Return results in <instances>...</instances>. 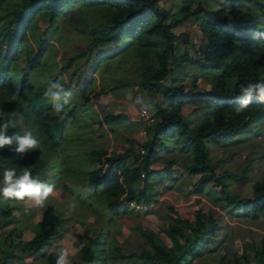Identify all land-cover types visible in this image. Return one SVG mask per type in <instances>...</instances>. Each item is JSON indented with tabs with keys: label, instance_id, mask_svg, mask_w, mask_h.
<instances>
[{
	"label": "trees",
	"instance_id": "obj_1",
	"mask_svg": "<svg viewBox=\"0 0 264 264\" xmlns=\"http://www.w3.org/2000/svg\"><path fill=\"white\" fill-rule=\"evenodd\" d=\"M74 1L104 3L110 7L108 14L104 15L106 19L99 20L92 28L91 31L95 32L91 45L103 47L116 44L118 47L99 51L95 63L130 50L142 59L138 85L142 90L151 95L158 94L161 98L160 101L149 103L153 122L143 145V155L135 153L133 149L114 153L96 148L89 152L93 168L86 173V185L93 191H101L97 197L102 199L105 211L127 213L135 205L145 207L155 200L153 179L171 177L174 174L171 165L177 162L173 154V159L167 165L152 167L160 156L161 151L157 148L165 147L162 152L173 153L178 150L186 155L190 160L186 170L190 174H201L199 184L209 178L213 181L219 189L211 193L221 207L230 206L234 215L251 219H259L264 215V174L251 184V195L241 198L231 192L227 185L231 181L248 182L249 179L228 170L216 173L207 145L209 142H232L239 134L255 132L252 125L264 121V103L255 98L243 113L237 115L234 111L240 86L264 81V65L256 46L257 38L250 34L255 24H244L242 18H228L224 7L210 10L198 4L192 9L195 0H183L175 11L158 6L160 0H20L8 4L6 20L0 28V47L4 39L7 42L5 52H0V124L8 121L14 125L9 128L7 136L14 133L23 135L22 125H26L27 130L40 142L41 148L25 153L10 152L7 147L0 148V177H3L4 168H14L19 174L28 167L34 178L45 182L48 161L59 164L55 162L59 158L56 144L68 138L70 124L79 126L81 117L89 111V101L102 93H87L80 106L72 101L66 114L61 116L49 112L52 105H46L43 87L33 90L29 80V74L39 65L42 57L45 46L42 39L34 56L22 70L18 83L9 73L13 55L25 40L27 31L37 28L41 18L44 24L39 28L43 35L46 34L57 17ZM252 1L259 10H264L263 2ZM238 2L241 0L233 3ZM3 3L6 0H0V6ZM191 17L201 31L199 41L194 43L186 33L174 32L176 26ZM181 41L191 45L194 56L188 51L185 54L178 53ZM72 60L70 57L61 69L68 68ZM189 66L194 68L195 74L187 70ZM186 76L191 77L188 86L184 83ZM197 77H203L210 87L207 89L197 85ZM123 84L121 79L114 78L110 87L120 88ZM165 99L171 101L168 107L162 106L166 103ZM184 104L200 106L201 115L197 120L191 121L181 114ZM120 116L105 115L99 121L110 122ZM130 157L137 160L136 165L128 163ZM13 209L9 200L0 196V228L13 224L9 233H0V264H16L14 260L19 264H28L29 260L31 264L39 261L55 264L53 238L60 232L64 220L53 213V205L43 208L41 219L32 223L33 236L29 240L22 239V229L17 228L20 221ZM169 209L172 223L167 234L173 242L171 248L160 243L153 233L142 230L140 235L145 239V247L137 251H125L112 243L113 246L106 250L98 231L86 236V241L71 264H106L107 259L111 258L110 254L112 259L123 258L138 264H184L195 245L207 244L214 238L219 226L217 216L214 210L204 211L199 207L190 216L178 212L172 206ZM183 227L189 229L192 236L186 235ZM234 264H240V260L236 259ZM254 264H264V234L255 252Z\"/></svg>",
	"mask_w": 264,
	"mask_h": 264
},
{
	"label": "rangeland",
	"instance_id": "obj_2",
	"mask_svg": "<svg viewBox=\"0 0 264 264\" xmlns=\"http://www.w3.org/2000/svg\"><path fill=\"white\" fill-rule=\"evenodd\" d=\"M19 1L6 0V3L0 6V28L6 20L8 4ZM182 1L160 0L158 6L175 11ZM234 1L195 0L192 9L198 4L210 10L224 7L227 9L228 18L232 20L242 18L244 24L249 22L255 24L250 34L264 32V10H259L252 0L233 3ZM259 1L264 3V0ZM109 11L110 7L104 3L88 4L74 1L57 17L53 27L44 35L39 28L43 26L44 19L40 18L38 27L27 31L25 40L19 44L13 55L9 73L18 83L22 70L34 56L40 39L45 41L40 63L29 74V80L33 90L43 87L45 93L50 82L60 79L65 89L73 92L66 109L72 101L78 106L83 104L84 96L91 91L103 93L89 101V111L81 117L79 126L70 124L68 138L56 144L59 158L55 162L59 164H53L52 160H49L44 174L45 182L55 185V188L44 206L37 207L34 201L28 198L24 201L8 199L14 206L13 213L20 221L17 228L22 229V239L26 240L33 234L32 223L41 219L43 208L53 205V213L64 221L60 232L53 238L52 248H67L72 253L69 256L70 264L86 241V236L98 231L106 250L113 246L112 243L124 248L125 251H137L145 247V239L140 235L142 230L153 233L160 243L171 248L173 242L167 234L172 223L169 218L171 214L169 207L172 206L188 216L199 207L204 211L214 210L219 226L209 243L195 245L194 251L192 250L184 264H234L236 259L240 260V264H254L255 252L264 234V215L259 219H251L243 215H234L230 206L221 207L211 193L219 188L210 178L199 184L198 174L189 176L184 169L189 162L188 158L178 153L174 154L177 161L173 165L174 174L162 180L153 179L155 200L148 206L135 205L127 213L107 212L103 208L102 199L97 197L101 191H93L86 185V173L93 168V162L88 157L90 150L104 147L117 153L133 149L138 154L141 135L147 138L152 125V122L145 121L139 115L140 108L146 109L149 115L152 113L149 103L153 99L150 93L138 85L141 57L130 50H125L106 61L100 63L94 61L99 51H109L108 49L118 47L116 44L110 46L107 44L103 47L91 45L95 32L91 31L92 28L99 20L104 21L106 19L104 15ZM174 32L186 33L193 43L198 42L201 37V31L193 17L176 26ZM2 43L1 53L5 52L7 42L4 39ZM256 46L264 65V38H257ZM187 51L193 55L191 45L181 41L178 53L185 54ZM70 57L73 60L68 68L61 69ZM152 57L154 58L153 55ZM187 70L196 73L190 66ZM114 78L121 79L124 84L120 88H111ZM190 82L191 77L188 76L184 83L188 86ZM197 85L207 89L210 87V83L203 78L197 80ZM44 101L46 105H52L49 98L45 97ZM200 109L197 105H187L183 108V114L187 119L193 120L196 117L197 120L201 115ZM48 111L53 113L52 109ZM106 114L121 116L118 121L100 122L99 119ZM25 129L26 125L23 124V133ZM252 129L255 132L239 134L232 142L207 143L216 173L228 170L249 179L248 182L231 181L227 185L231 192L241 198L251 195V184L260 180L264 174V121L253 124ZM81 131L83 132L80 133ZM171 159H173L171 155L166 157L162 155L160 160L154 162V166H165ZM128 163L134 165L137 160L130 157ZM2 180L3 177H0V181ZM12 227L13 224L3 225L0 233L6 235ZM183 231L186 235L192 236L186 227H183ZM109 256L111 258L107 259L106 264H138L123 258L112 259L111 254ZM14 262L18 263L17 260ZM28 264H31L30 260Z\"/></svg>",
	"mask_w": 264,
	"mask_h": 264
},
{
	"label": "clouds",
	"instance_id": "obj_3",
	"mask_svg": "<svg viewBox=\"0 0 264 264\" xmlns=\"http://www.w3.org/2000/svg\"><path fill=\"white\" fill-rule=\"evenodd\" d=\"M254 38H264V32H254ZM19 95V93H17ZM45 96L52 103V111L56 116L66 114V106L69 105L73 92L65 89L60 79L50 82L45 92ZM264 103V81L251 82L246 86H240V95L236 98L234 111L237 115L243 113L252 103L253 99ZM164 103L163 107H168L171 101ZM10 127H14L8 121L0 124V148L7 147L8 151L15 153L32 152L41 148L40 142L33 136L30 130L25 129L23 135L14 133L7 136ZM55 185L46 183L39 178H34L32 172L23 168L17 174L14 168L3 169V180L0 181V196L5 199H14L24 201L28 198L34 201L37 207L44 206L45 201L54 193ZM72 253L65 247H59L55 250V264H70L69 256Z\"/></svg>",
	"mask_w": 264,
	"mask_h": 264
},
{
	"label": "crops",
	"instance_id": "obj_4",
	"mask_svg": "<svg viewBox=\"0 0 264 264\" xmlns=\"http://www.w3.org/2000/svg\"><path fill=\"white\" fill-rule=\"evenodd\" d=\"M178 48H179V46H178ZM195 74V73H194ZM186 78H188V76H186L185 77V79ZM200 78H203V77H200ZM198 79H199V77H198ZM197 79V80H198ZM185 81V80H184ZM101 94H103V93H101ZM100 94V95H101ZM153 96V99L151 100V101H157V100H159L160 101V96L158 95V94H156V95H152ZM187 105H191V104H184L182 107H181V114L185 117V118H187L184 114H183V108L185 107V106H187ZM192 105H197V104H192ZM197 106H199V105H197ZM107 115V114H106ZM109 115H113V114H109ZM103 117V116H102ZM196 119V117L193 119V120H195ZM119 120V118H117L116 119V121H118ZM189 120H191V121H193L192 119H189ZM113 121H115V120H113ZM103 130H104V128H103ZM99 132V131H98ZM102 132H104V131H102ZM102 132H100V133H102ZM96 134H98V133H96ZM103 149H106V150H108L107 148H104V147H102ZM163 148H165V147H158L157 149L159 150V152H160V156H159V159L158 160H160L161 158H162V155H164L165 157L166 156H168V155H171V156H173V154H175V153H178V155H181V156H184V157H186V155L184 154V153H181V152H179L178 150H174V152L173 153H167V152H162V149ZM127 150V149H126ZM109 151V150H108ZM164 151V150H163ZM118 153V152H117ZM158 160H156V161H158ZM188 163H187V165L184 167V169H187V166L189 165V163H190V160L188 159ZM134 165H136V164H134ZM175 165V164H174ZM152 167L153 168H157V166H154V163L152 164ZM161 167H162V165H161ZM172 168H173V165L171 166ZM186 173L189 175V176H194V175H196V174H190L187 170H186ZM198 175H199V177H198V179L201 177V174L200 173H197ZM197 180V179H196ZM32 236H33V234L28 238V239H26V240H29V239H31L32 238Z\"/></svg>",
	"mask_w": 264,
	"mask_h": 264
},
{
	"label": "built area",
	"instance_id": "obj_5",
	"mask_svg": "<svg viewBox=\"0 0 264 264\" xmlns=\"http://www.w3.org/2000/svg\"><path fill=\"white\" fill-rule=\"evenodd\" d=\"M139 115L145 121L153 122V117L151 116V114L149 115V113H147L146 109L140 108ZM145 139H146V137L143 136V134H142L141 135V139L139 140V151H138V153L140 155H143L145 153V148L143 146L144 142H145Z\"/></svg>",
	"mask_w": 264,
	"mask_h": 264
}]
</instances>
